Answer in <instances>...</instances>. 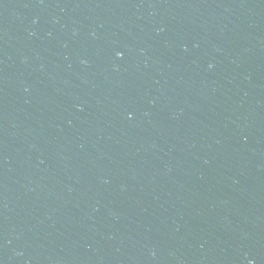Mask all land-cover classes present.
Masks as SVG:
<instances>
[{
  "label": "water",
  "instance_id": "water-1",
  "mask_svg": "<svg viewBox=\"0 0 264 264\" xmlns=\"http://www.w3.org/2000/svg\"><path fill=\"white\" fill-rule=\"evenodd\" d=\"M0 264H264V0H0Z\"/></svg>",
  "mask_w": 264,
  "mask_h": 264
},
{
  "label": "clouds",
  "instance_id": "clouds-1",
  "mask_svg": "<svg viewBox=\"0 0 264 264\" xmlns=\"http://www.w3.org/2000/svg\"><path fill=\"white\" fill-rule=\"evenodd\" d=\"M119 55V54H118Z\"/></svg>",
  "mask_w": 264,
  "mask_h": 264
}]
</instances>
